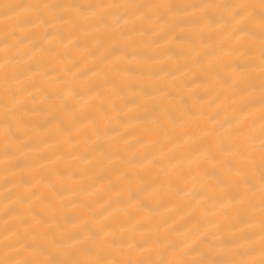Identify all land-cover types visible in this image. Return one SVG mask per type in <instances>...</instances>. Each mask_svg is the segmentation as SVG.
<instances>
[{"label":"bare ground","instance_id":"obj_1","mask_svg":"<svg viewBox=\"0 0 264 264\" xmlns=\"http://www.w3.org/2000/svg\"><path fill=\"white\" fill-rule=\"evenodd\" d=\"M0 264H264V0H0Z\"/></svg>","mask_w":264,"mask_h":264}]
</instances>
